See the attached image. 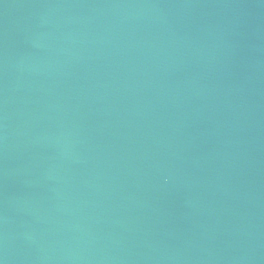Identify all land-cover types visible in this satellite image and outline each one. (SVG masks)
Wrapping results in <instances>:
<instances>
[{
  "label": "water",
  "instance_id": "obj_1",
  "mask_svg": "<svg viewBox=\"0 0 264 264\" xmlns=\"http://www.w3.org/2000/svg\"><path fill=\"white\" fill-rule=\"evenodd\" d=\"M0 264H264V0H0Z\"/></svg>",
  "mask_w": 264,
  "mask_h": 264
}]
</instances>
